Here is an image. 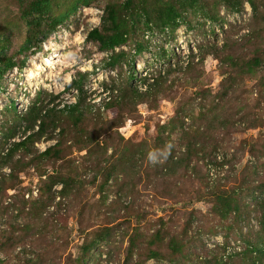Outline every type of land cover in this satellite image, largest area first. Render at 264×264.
Returning a JSON list of instances; mask_svg holds the SVG:
<instances>
[{
    "label": "rangeland",
    "instance_id": "1",
    "mask_svg": "<svg viewBox=\"0 0 264 264\" xmlns=\"http://www.w3.org/2000/svg\"><path fill=\"white\" fill-rule=\"evenodd\" d=\"M79 100L78 121L41 130ZM261 250L264 0H0V264H264Z\"/></svg>",
    "mask_w": 264,
    "mask_h": 264
},
{
    "label": "trees",
    "instance_id": "2",
    "mask_svg": "<svg viewBox=\"0 0 264 264\" xmlns=\"http://www.w3.org/2000/svg\"><path fill=\"white\" fill-rule=\"evenodd\" d=\"M127 1H129V0H127ZM170 12H171L170 21H173L174 22V27H176L178 19H179V14H177L173 9H171ZM112 16H113V14L111 15V17ZM35 23L37 25L40 24L38 19L36 20ZM37 39L35 41H33V42L29 41L27 43V45L23 48L22 52L29 51L33 47V45L37 42ZM28 40H31V39H28ZM145 81L148 82L147 79H145ZM144 86L147 87V88L149 86L148 90H152V86L151 85L148 84V86H146L144 84ZM71 88H72V90H78L79 95L81 94V96H82V90H81L80 86L77 85L76 81L72 82ZM136 91H134V92H136ZM87 108L88 107L85 106L81 100H79L75 104L64 105V107L61 108V109H57V106H53V108H51V109H46V111L44 113L45 117L41 121V126H40L41 130H43L45 125H48L49 127H51V128H48V129H52V130L55 131L56 128L60 127L59 120H61V117H69L70 119L78 121L79 117L84 115V113L87 111ZM41 117H42V110L38 112L37 121H40ZM44 119H47L46 123L44 122ZM39 134L40 133L37 132L35 135H39ZM23 144H24V141L20 142V144H18V145L19 146H21V145L23 146ZM61 152H62L61 144L57 143L55 146L47 148L38 157L39 158H48V159L55 158V157H59ZM63 184L65 185V181L63 182ZM221 204H222V212H229V211L233 210V208H232L233 203H230V201L228 199L227 200H223L221 202ZM172 244H173L174 251H178L179 249L177 247V243L173 242ZM263 251L264 250L260 251V253L262 255H263Z\"/></svg>",
    "mask_w": 264,
    "mask_h": 264
},
{
    "label": "bare ground",
    "instance_id": "3",
    "mask_svg": "<svg viewBox=\"0 0 264 264\" xmlns=\"http://www.w3.org/2000/svg\"><path fill=\"white\" fill-rule=\"evenodd\" d=\"M51 64H52V62L50 61V59L47 58V57H45V59H43V63H42L41 66H38V67L36 66L35 68L33 67V68L27 70V77H28V78H32V77H34V75H35V70H37V69H41V68H43L44 66H48V65H51Z\"/></svg>",
    "mask_w": 264,
    "mask_h": 264
}]
</instances>
